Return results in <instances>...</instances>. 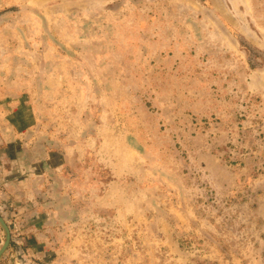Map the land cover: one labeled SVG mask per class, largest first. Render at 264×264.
Returning <instances> with one entry per match:
<instances>
[{
	"label": "rangeland",
	"instance_id": "rangeland-1",
	"mask_svg": "<svg viewBox=\"0 0 264 264\" xmlns=\"http://www.w3.org/2000/svg\"><path fill=\"white\" fill-rule=\"evenodd\" d=\"M0 217V264H264V0H0Z\"/></svg>",
	"mask_w": 264,
	"mask_h": 264
},
{
	"label": "water",
	"instance_id": "water-1",
	"mask_svg": "<svg viewBox=\"0 0 264 264\" xmlns=\"http://www.w3.org/2000/svg\"><path fill=\"white\" fill-rule=\"evenodd\" d=\"M0 224L2 225V227L5 230V241L4 243L1 245L0 247V255L3 253V251L6 249L8 243H9V239H10V232L4 222V220L0 217Z\"/></svg>",
	"mask_w": 264,
	"mask_h": 264
}]
</instances>
